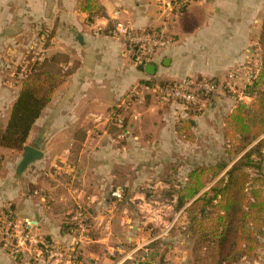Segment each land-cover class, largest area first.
I'll return each mask as SVG.
<instances>
[{
	"label": "crops",
	"instance_id": "0c3cea01",
	"mask_svg": "<svg viewBox=\"0 0 264 264\" xmlns=\"http://www.w3.org/2000/svg\"><path fill=\"white\" fill-rule=\"evenodd\" d=\"M97 2L104 17L89 24L77 0H0V131L19 93L16 71L30 50L39 49V22L55 21L60 28L54 42L61 35L66 39L45 49L47 56L67 54V76L24 145L41 157L19 171L23 150L0 147V213L9 206L17 222L32 223L31 234L68 247L74 237L63 231V224L83 209L91 223L88 239L78 245L83 264H199L178 234L187 229L186 214L167 235L142 248L149 234L137 205L172 196L168 193L178 186L170 180L183 173L184 147H195L197 132L204 129L223 132L234 99L218 91L186 116L180 107L159 104L151 96L129 104L128 93L149 80L221 82L231 71L243 88L246 65L263 55L259 35L264 0H195L167 23L171 43L155 54L154 75L135 66L123 42L103 31L117 11L119 20L134 29L161 27L158 0ZM114 108L122 109L121 128L112 123ZM182 119L189 121L192 142L178 132ZM117 185L125 189L122 202L110 197ZM175 206L160 210L157 231L172 220ZM144 208L150 213L149 206ZM262 235L258 238L263 241ZM263 256L261 244L240 264H264ZM0 264L17 263L0 251Z\"/></svg>",
	"mask_w": 264,
	"mask_h": 264
},
{
	"label": "trees",
	"instance_id": "16d2710c",
	"mask_svg": "<svg viewBox=\"0 0 264 264\" xmlns=\"http://www.w3.org/2000/svg\"><path fill=\"white\" fill-rule=\"evenodd\" d=\"M77 7L86 13L89 24L104 17L97 0H77ZM109 29L110 26L103 33ZM259 45L263 52L259 73L244 90L251 101L238 102L224 119L223 139L235 160L194 168L182 184L168 193L177 197L176 210L184 208L187 231L194 239L193 255L202 264L207 258L208 264H237L261 247L258 236L264 230V18ZM57 57L35 63L21 79L6 127L0 131V147L23 150L33 124L67 76L47 70L48 66L61 64ZM120 114L122 109L112 110V116ZM115 122L113 118L112 123ZM178 126L180 136L192 142L189 121L182 119ZM250 169L255 171L254 177L247 172ZM67 228L66 222L65 233Z\"/></svg>",
	"mask_w": 264,
	"mask_h": 264
},
{
	"label": "built area",
	"instance_id": "2783aa9c",
	"mask_svg": "<svg viewBox=\"0 0 264 264\" xmlns=\"http://www.w3.org/2000/svg\"><path fill=\"white\" fill-rule=\"evenodd\" d=\"M192 1L194 0H158L157 6L164 24L156 29H134L119 20L117 11L109 21L108 33L123 42L126 55L135 66L145 67L153 64L155 54L171 43L167 33V23L173 18L181 16ZM97 32H102V30L98 27ZM36 59L41 60L40 57ZM260 64L261 61L256 60L246 65V78L243 88L238 87L237 82L240 78L234 71L228 72L221 82L206 78L182 81L149 80L137 84L129 91V104L131 102L140 104L147 96H151L159 104L180 107L186 115L218 91L227 93L234 99L235 104L238 102L248 103L251 99L245 95L244 90L251 85L253 79L258 75ZM17 77L20 80L23 79L24 68L20 73H17ZM114 117L116 125L121 128L123 118L120 115ZM124 196L125 189L123 186L117 185L111 189L110 197L115 202H122ZM176 201L177 197L172 195L161 202L151 201L137 205V210L142 216L144 229L149 234L142 248L167 235L176 225L178 218L185 215L184 208L176 210L172 220L160 231H157L156 217L160 214V210L166 209L169 205H176ZM144 205L150 207V213L146 211L147 208H144ZM157 209L158 212H156ZM67 224L66 234L73 236L74 240L70 246L62 247L44 237L31 234L29 229L32 227V223L27 219L21 223L17 222L12 209L7 206L0 213V251L10 255L17 264H83L80 261L78 245L82 240L88 239L91 231L90 218L83 209H78L67 220Z\"/></svg>",
	"mask_w": 264,
	"mask_h": 264
},
{
	"label": "rangeland",
	"instance_id": "374dc122",
	"mask_svg": "<svg viewBox=\"0 0 264 264\" xmlns=\"http://www.w3.org/2000/svg\"><path fill=\"white\" fill-rule=\"evenodd\" d=\"M195 1V0H194ZM192 1L191 3H193ZM191 3L188 5V7L191 5ZM178 19V17H175ZM174 19V18H173ZM59 24L54 22H50V24H46V22H39L37 24L36 28V35L38 34L37 43L38 44V50H30V53L26 54L23 58V63L21 66L17 69L16 73H20L22 68H24V75H27L30 73L32 68L34 67L35 63L42 62L43 59H50L54 55H58L57 62H60L61 64H54L47 67V70H50L52 72H59L61 74L67 73V68L64 66L63 61H66L67 63V54L65 53H54L49 56H47V53H45V49L54 46L55 44L58 45V42L64 41V37L61 35V37L54 42L56 33L59 29ZM60 41V42H61ZM67 42V41H66ZM31 49V48H30ZM40 57L41 60H37L36 58ZM63 62V63H62ZM186 118V117H185ZM22 152V151H20ZM262 169L264 170V150L262 151ZM234 156L232 153H229L228 148L226 147V143L223 139V132L218 130L210 128V129H204L203 131L197 132L196 137V143L195 147L191 146H185L184 147V157H183V173L182 175H177L174 177V181L176 184H182L184 182V179L186 177V174L189 169L191 168H197V167H210L214 166L216 164H219L221 162H230L234 161ZM188 169V170H187ZM247 172L251 175V177H254L255 171L250 169L247 170ZM174 232V231H173ZM262 235L264 233V230L259 231ZM178 234L181 236H184L185 243L188 242V244L184 245L183 247H188V249L192 248V254L191 258L194 260L195 257L193 255V247H194V239L191 237L190 233L185 230H179ZM264 236V235H262ZM261 244L264 248V240H260ZM193 255V256H192ZM201 255V254H200ZM205 256H203L204 258ZM264 257V256H263ZM253 258V257H251ZM210 262V259H206V264ZM199 264H202L201 262ZM237 264H240V260Z\"/></svg>",
	"mask_w": 264,
	"mask_h": 264
},
{
	"label": "water",
	"instance_id": "95a60500",
	"mask_svg": "<svg viewBox=\"0 0 264 264\" xmlns=\"http://www.w3.org/2000/svg\"><path fill=\"white\" fill-rule=\"evenodd\" d=\"M140 70H144L148 75H154L155 66L153 64L146 65L145 67H139ZM41 157L39 151L26 146L23 148L22 161L19 164V171H22L29 163Z\"/></svg>",
	"mask_w": 264,
	"mask_h": 264
}]
</instances>
